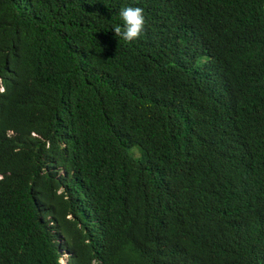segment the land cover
<instances>
[{"label": "trees", "instance_id": "1", "mask_svg": "<svg viewBox=\"0 0 264 264\" xmlns=\"http://www.w3.org/2000/svg\"><path fill=\"white\" fill-rule=\"evenodd\" d=\"M0 177V264H264V0H0Z\"/></svg>", "mask_w": 264, "mask_h": 264}, {"label": "clouds", "instance_id": "2", "mask_svg": "<svg viewBox=\"0 0 264 264\" xmlns=\"http://www.w3.org/2000/svg\"><path fill=\"white\" fill-rule=\"evenodd\" d=\"M119 16L123 26L117 25L113 28L115 37L126 42L139 39L146 25L144 9L138 6H125L120 9Z\"/></svg>", "mask_w": 264, "mask_h": 264}, {"label": "rangeland", "instance_id": "3", "mask_svg": "<svg viewBox=\"0 0 264 264\" xmlns=\"http://www.w3.org/2000/svg\"><path fill=\"white\" fill-rule=\"evenodd\" d=\"M133 149H135V148H133ZM135 153H136V155H138V152H137V151H136ZM0 179H1V177H0ZM66 258H67V257H65L64 259L61 260V262H62L63 264H67V262H66Z\"/></svg>", "mask_w": 264, "mask_h": 264}]
</instances>
